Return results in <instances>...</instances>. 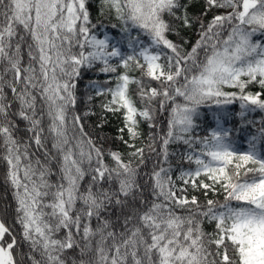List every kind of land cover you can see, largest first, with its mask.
Listing matches in <instances>:
<instances>
[{
    "label": "snow or ice",
    "instance_id": "obj_1",
    "mask_svg": "<svg viewBox=\"0 0 264 264\" xmlns=\"http://www.w3.org/2000/svg\"><path fill=\"white\" fill-rule=\"evenodd\" d=\"M98 4L101 16L114 14L121 22L129 53L110 43L108 35L100 39L93 33L96 25L91 23L88 0H0V161L6 165L15 223L21 228L18 238L0 220V264H22L24 254L20 261L14 255L21 241L29 246L30 264H264V151L258 147V140H264V122L259 138L251 136L243 152L221 124L229 118L226 106L236 101L242 119L250 111L264 112V42L253 41L257 33L264 34V0H205L203 15L225 10L207 24L189 15L184 0ZM177 24L199 25L190 50L168 38L169 33L178 34ZM131 29L139 34L132 36ZM25 45L27 65L22 56ZM96 63L102 64V73L117 74L114 87L96 82L89 86L97 96L111 97L102 108L122 115L121 133L126 130L130 140L135 139L138 117L155 128V113L167 111V132L159 136L164 161L173 141L189 149L200 145L198 153L185 156L195 169L181 172L178 179L203 190V205L196 196L177 195L170 169L160 167L150 176L155 199L140 211L147 201L136 200L143 191L137 183L139 167L125 162L118 151L108 153L114 164L110 167L84 132L81 117L69 120V107L76 104L75 81L82 68ZM133 67L141 72L140 78L129 75ZM110 82L111 77L105 81ZM133 84L142 108L130 94ZM251 84L261 90L247 91ZM204 105H215L219 111L216 126L202 138L193 137L194 119ZM17 120L25 123L27 138L17 137ZM150 138L148 147L156 152L157 134ZM124 143L133 149L130 157L146 164L143 148ZM53 163L58 164L56 183L49 179L57 174ZM86 175L91 178L82 190ZM221 192L223 202L207 198ZM78 203L82 207L77 208ZM112 211L123 217L120 230L102 216ZM93 217L98 221L95 229L90 226ZM205 220L214 224L213 232L203 230Z\"/></svg>",
    "mask_w": 264,
    "mask_h": 264
},
{
    "label": "trees",
    "instance_id": "obj_2",
    "mask_svg": "<svg viewBox=\"0 0 264 264\" xmlns=\"http://www.w3.org/2000/svg\"><path fill=\"white\" fill-rule=\"evenodd\" d=\"M185 3H189L188 13L193 18H203L205 24L209 20H211L213 15L221 14L225 10L224 9H213L209 11L207 15H203L205 10V0H184ZM88 7L90 11V19L91 23L95 24L96 27L92 29L93 33L96 36H103L105 34L110 35V43L116 44L121 50L127 54L130 52V49L127 47V35L126 33L121 31V22L117 20L114 14H106L101 16L99 14L98 8V0H88ZM230 11V9H228ZM165 19H169L165 16ZM116 25V27H113ZM177 29L178 34L169 33L168 38L178 44L183 45L185 50H190L191 46L198 39V24H194L191 28H184L180 25H174ZM139 34V30L131 29V35L137 36ZM224 36L227 35V31L223 33ZM140 39L145 43L148 42V38L146 36L140 35ZM187 41V43H184ZM253 41H261L264 42V34L257 33L253 37ZM74 51H79V49H74ZM88 51V49H85ZM23 56V64H28V56H27V47L24 46V50L22 53ZM113 63H118L115 59L112 61ZM102 64L96 63L91 68L84 67L81 69V75L76 79V88L74 90V94L76 97V104L74 107L70 106L68 110L69 120L73 116H80L81 123L83 124L84 132L87 133L89 137L94 141L96 147L100 148L104 153V160L110 167L114 166L113 161L108 156L109 152L118 151L123 160L125 162H132L133 167H139L137 183L140 188L143 190L142 193H138L136 200L145 199L147 204L144 205L140 211L145 210L147 207L151 205L154 201V197L152 195L151 189V180L150 176L154 170H158L160 167L169 168L170 175L172 181L175 185V190L177 191V195L179 196H187L191 199L192 196H196L199 202L203 205L205 203L206 197L203 194V190H194L189 185H184L181 179H178L181 172L194 170L195 164L189 163L185 156L189 152L195 150L197 153L199 151L200 145L194 144L193 149H189L188 145L183 142L173 141L168 145V158L167 161H164V157L161 153V144L162 141L159 139V136L166 134L167 132V118L168 112L164 113L156 112L154 115V123L156 124L155 128L149 127V122L146 120H141L139 117V126L138 133L139 135L130 140L127 131L125 130L121 133L119 130L124 126L122 115L119 113L113 114L111 112H105L102 108V105L107 102L111 97L110 96H97L95 89L91 88L89 85L91 82H96L103 88L114 87L116 80V73L105 74L100 71ZM123 71V69H120ZM129 75L140 78L141 72L136 70L133 67V70L129 72ZM111 77L110 83H105V81L109 80ZM152 86H156L155 82H153ZM226 91H237L232 88H225ZM258 85L251 84L248 86L247 91L257 92L260 91ZM8 90L6 89V93ZM136 85H130V94L132 95L133 100L135 101L137 108H142L139 98L135 95ZM91 96L92 99L89 100L88 97ZM8 99L11 100V94L8 93ZM155 106L158 107V101L155 102ZM18 104L13 105V109L17 108ZM171 107V105H169ZM227 111L229 113V118L226 121H221L222 126L229 129L231 131V138L234 142V146L238 151H247L248 140L251 136L255 135L259 138V129L262 127V122H264V112L260 110H256L254 112L250 111L246 113L244 118L242 119L239 116L240 107L239 101L234 102L231 105L226 106ZM87 113V115H85ZM219 111L217 110L215 105L211 106H201L198 109V116L194 119L195 127L192 132L193 137H204L208 135L210 129L216 126V117L219 115ZM248 121H253L254 123L249 124ZM19 125V131L16 133L17 137L27 138L29 135L24 131L26 125L23 121H16ZM48 120L45 118L44 126L47 127ZM71 128V125H69ZM71 134V133H70ZM157 134V139L155 141L154 147L156 148V152H152L148 145L152 143L151 135ZM123 135V140L120 139V136ZM125 140H128L130 143H133L137 148L144 149V158L146 160V164L140 165L139 158L130 157L129 153L133 151L126 146L124 143ZM50 147V142H49ZM258 147L264 151V140H258ZM34 148V146H33ZM159 154V155H158ZM93 167H95V160H93ZM85 170L88 169V163L85 162L83 165ZM53 171L56 172V175L49 177L50 181L56 183L58 181V164H52ZM6 174V165L3 161H0V220H3L7 226H9L13 233L17 235L19 238V233L21 231L20 225L15 223V200L13 199V192L11 187L5 180ZM90 175H86L84 180L81 181L82 190L87 186ZM203 179V177H201ZM104 187H109L108 183H104ZM113 189L118 187V185L113 182L111 185ZM181 188H186V191H179ZM207 198L218 200L219 202H223V193L215 196L209 193ZM131 200V198H130ZM82 207L80 203L77 204V208ZM127 211H133L132 208H129ZM178 214H186L182 212L180 209H176ZM102 216L109 219L111 221L112 227L115 230H120L123 223V217L120 216L118 211L112 212H104ZM137 221H133L136 223ZM98 221L95 217L92 218L90 222V226L95 229L97 227ZM203 230L206 233H211L214 231V224L208 223L206 220L203 222ZM111 230V229H110ZM64 235V232L58 234L57 238H61ZM82 235V229H81ZM77 240H80V237H76ZM21 253L24 254V259L22 260V264H30V261L27 260V255L29 254V246L28 244L21 241L20 247L14 250V255L17 260H21ZM73 253H69L72 255ZM37 259H40L39 253H35Z\"/></svg>",
    "mask_w": 264,
    "mask_h": 264
},
{
    "label": "rangeland",
    "instance_id": "obj_3",
    "mask_svg": "<svg viewBox=\"0 0 264 264\" xmlns=\"http://www.w3.org/2000/svg\"><path fill=\"white\" fill-rule=\"evenodd\" d=\"M105 36V35H104ZM104 36H97L98 38L102 39ZM222 124V123H221Z\"/></svg>",
    "mask_w": 264,
    "mask_h": 264
}]
</instances>
